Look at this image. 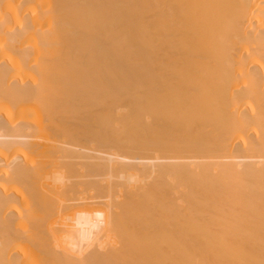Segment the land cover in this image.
Here are the masks:
<instances>
[{
    "label": "bare ground",
    "instance_id": "1",
    "mask_svg": "<svg viewBox=\"0 0 264 264\" xmlns=\"http://www.w3.org/2000/svg\"><path fill=\"white\" fill-rule=\"evenodd\" d=\"M0 264H264V0H0Z\"/></svg>",
    "mask_w": 264,
    "mask_h": 264
},
{
    "label": "rangeland",
    "instance_id": "2",
    "mask_svg": "<svg viewBox=\"0 0 264 264\" xmlns=\"http://www.w3.org/2000/svg\"><path fill=\"white\" fill-rule=\"evenodd\" d=\"M83 84L88 83L80 80H56L50 84L51 93L42 103L44 106L50 104V112L60 111L62 113L59 117V125H71L73 120H87L90 98L89 94L80 88ZM38 106L40 105H35L34 112L38 111Z\"/></svg>",
    "mask_w": 264,
    "mask_h": 264
}]
</instances>
